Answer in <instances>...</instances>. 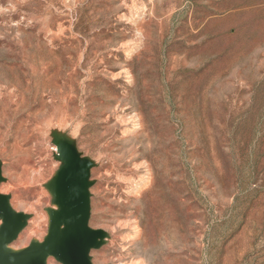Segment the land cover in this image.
<instances>
[{
    "label": "rangeland",
    "instance_id": "rangeland-1",
    "mask_svg": "<svg viewBox=\"0 0 264 264\" xmlns=\"http://www.w3.org/2000/svg\"><path fill=\"white\" fill-rule=\"evenodd\" d=\"M61 153L93 264H264V0H0L11 247L46 238Z\"/></svg>",
    "mask_w": 264,
    "mask_h": 264
},
{
    "label": "water",
    "instance_id": "water-1",
    "mask_svg": "<svg viewBox=\"0 0 264 264\" xmlns=\"http://www.w3.org/2000/svg\"><path fill=\"white\" fill-rule=\"evenodd\" d=\"M59 157L63 168L53 186L59 208L50 213L53 224L43 242L32 241L19 249L10 246L24 227L25 215L13 211L0 194V264H47L50 257L61 264H93L88 251L99 245L102 232L88 225L87 171L70 154Z\"/></svg>",
    "mask_w": 264,
    "mask_h": 264
}]
</instances>
